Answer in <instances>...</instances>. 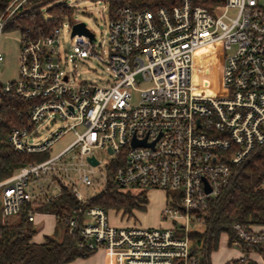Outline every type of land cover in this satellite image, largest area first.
<instances>
[{"label":"built area","instance_id":"built-area-1","mask_svg":"<svg viewBox=\"0 0 264 264\" xmlns=\"http://www.w3.org/2000/svg\"><path fill=\"white\" fill-rule=\"evenodd\" d=\"M22 1L0 17V35ZM108 21L105 49L76 35L67 57L59 50L58 27L20 33L18 77L0 81V94L12 93L29 105L26 125L11 128L6 142L15 152L31 154L48 151L67 132L74 138L54 156L0 182L1 218L16 216L24 203L47 202L61 187L85 203L75 186L61 183L71 181L72 170L79 183L99 193L108 184L131 194L173 189L178 193L161 211L171 221L167 228L110 226L106 210L81 205L64 223L76 236V249L83 255L101 252L103 264H198L190 253V226L201 225L200 215L228 184L233 168L264 144V3L177 0L153 11L118 6ZM215 45L223 51L219 79L211 93L195 92L193 55ZM96 47L106 58L94 53ZM91 57L111 72L112 84L75 78V62ZM67 63L73 70H66ZM133 91L139 93L136 104ZM55 118L66 124L33 142L40 125ZM75 149L79 162L72 165L65 158ZM93 150H104L108 159ZM88 157L98 164H89ZM55 181L59 192L48 195ZM36 214L29 212L28 220ZM254 227L233 224L229 246L264 250V229Z\"/></svg>","mask_w":264,"mask_h":264},{"label":"trees","instance_id":"trees-1","mask_svg":"<svg viewBox=\"0 0 264 264\" xmlns=\"http://www.w3.org/2000/svg\"><path fill=\"white\" fill-rule=\"evenodd\" d=\"M22 0H0V17L6 9ZM102 1L106 5L108 19L114 17L118 6L132 9L148 8L155 10L157 5L176 3L177 0H91ZM50 6V7H48ZM73 8L69 0H23L16 11L5 22L2 32L26 29L49 31L57 28L65 17L70 18ZM47 15V17L44 16ZM29 104L12 93L0 94V182L12 177L21 168L43 162L48 157L47 151L41 153L15 152L6 142V135L11 128L26 125L25 114ZM147 203L145 193L131 194L108 184L104 191L89 198L85 203H78L73 193L61 187L57 196L47 202L34 200L24 203L21 211L13 217L14 223L0 222V264H71L75 259L88 257L75 247L76 236H70L64 218L71 210L97 206L106 211H119L131 215L133 211L143 209ZM29 212L53 215L55 224L63 230L60 240L44 236L42 243H34L35 234ZM202 231L190 232V253L198 264H211L210 256L219 248L220 240L227 237V243L234 239L232 225L264 226V144L253 148L240 164L233 168L228 184L211 199L208 208L201 215ZM56 228V227H55ZM56 230V229H55ZM247 253L253 251L264 260L263 248L242 245ZM234 264H256L248 258L233 261Z\"/></svg>","mask_w":264,"mask_h":264},{"label":"rangeland","instance_id":"rangeland-1","mask_svg":"<svg viewBox=\"0 0 264 264\" xmlns=\"http://www.w3.org/2000/svg\"><path fill=\"white\" fill-rule=\"evenodd\" d=\"M264 3V0H261ZM69 5L73 8L70 18L65 17L62 23L58 26L59 34V50L62 56H69L70 41L76 35L73 34L72 27L76 24L84 25L90 32L89 39L94 43H102L105 49L107 43V26L108 14L106 5L102 1L93 2L91 0H69ZM50 7V6H48ZM47 17L46 14H44ZM20 33L19 31L2 32L0 35V53L2 60L0 62V81H15L18 77L17 55L19 47ZM94 53L99 56L105 55L101 52L99 47H96ZM223 57V51L219 45L207 47L205 52H202L198 58L195 54L192 58V85L197 92L199 89L202 94L211 93L213 87L217 83L220 76L219 60ZM67 71L73 70V64L67 63ZM75 78L77 80H85L94 83L98 86L104 85L106 82L112 84V74L106 70V66L101 64L94 58H86L75 62ZM140 89L143 86H138ZM138 91L132 92V104L138 101ZM68 123V122H67ZM66 124V121L55 118L46 120L44 124L38 128V136L33 142H39L47 138V135L55 131L57 128ZM73 135L71 132L65 133L52 147L47 151L48 157H52L66 147L72 140ZM93 153L99 159H108V155L104 150H93ZM67 163L72 165L77 164L78 149L71 151L65 158ZM71 181L66 179L61 180V183H68L77 188L82 194L84 199L92 198L95 194L99 193V189L85 186L77 180L76 173L72 170L69 172ZM40 183L43 186L49 185L46 179H41ZM57 181L50 184L47 194L55 195L59 192L60 184ZM31 194L38 191L37 185L30 186ZM133 191L138 192L134 189ZM145 197L147 203L143 209L135 210L132 214L124 215L119 211L108 210L107 221L110 226L116 227H137V228H167L171 221L164 220L161 211L178 193L177 190H145ZM17 220L14 218H6L1 223H14ZM35 234L33 240L39 242L42 235L52 236L57 240L62 237L63 230L56 226L54 217L46 214H36L35 221L32 223ZM56 227V228H55ZM191 230L202 231V226L195 224L190 226ZM56 229V230H55ZM248 258L256 264H264V260L252 253H247L237 247L228 245L227 240L222 237L220 240L219 248L210 256L211 264H234L233 261L238 259ZM103 256L101 252H94L90 256L75 259L72 264H103Z\"/></svg>","mask_w":264,"mask_h":264},{"label":"water","instance_id":"water-1","mask_svg":"<svg viewBox=\"0 0 264 264\" xmlns=\"http://www.w3.org/2000/svg\"><path fill=\"white\" fill-rule=\"evenodd\" d=\"M72 30H73V34L75 35H84V36H87V37H90V32L87 30V28L82 25V24H76L72 27ZM143 143H136V142H133V146H141ZM87 162L89 164H91L92 166H95L98 164L97 160L94 158V157H88L87 158ZM209 190L207 189V192Z\"/></svg>","mask_w":264,"mask_h":264},{"label":"crops","instance_id":"crops-1","mask_svg":"<svg viewBox=\"0 0 264 264\" xmlns=\"http://www.w3.org/2000/svg\"><path fill=\"white\" fill-rule=\"evenodd\" d=\"M205 50H206V48L205 49H200V50H197L194 54H195V56H196V58H198V56L202 53V52H205ZM221 65H222V59L221 60H219V68H220V71H221ZM1 195H2V193H1V189H0V217H1ZM168 202V201H167ZM46 215H48V214H46ZM50 216H52V217H54L53 215H50ZM55 219V218H54ZM34 221H35V218H34ZM33 221V222H34ZM32 222V223H33ZM255 229H264V227L263 226H256V227H254ZM44 236H47V235H42V238H41V240L39 241V242H36V241H34L33 240V237H32V241L34 242V243H42L43 242V238H44ZM103 256V255H102ZM72 264V263H71Z\"/></svg>","mask_w":264,"mask_h":264}]
</instances>
